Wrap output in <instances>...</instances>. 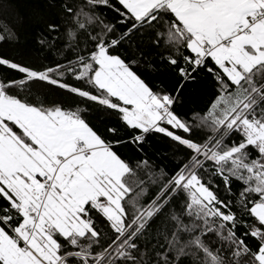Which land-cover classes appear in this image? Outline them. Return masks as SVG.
Segmentation results:
<instances>
[{"label": "snow or ice", "instance_id": "obj_1", "mask_svg": "<svg viewBox=\"0 0 264 264\" xmlns=\"http://www.w3.org/2000/svg\"><path fill=\"white\" fill-rule=\"evenodd\" d=\"M0 264H264V0H0Z\"/></svg>", "mask_w": 264, "mask_h": 264}, {"label": "trees", "instance_id": "obj_2", "mask_svg": "<svg viewBox=\"0 0 264 264\" xmlns=\"http://www.w3.org/2000/svg\"><path fill=\"white\" fill-rule=\"evenodd\" d=\"M15 6H16V10L19 11L21 14L26 15L27 14V0H13ZM34 26L28 24L27 22L24 23L22 26H20V35H21V39H27L30 37L31 35V30ZM4 51H6L8 54H12L10 49H3ZM202 101L199 99H194L193 100V104H199Z\"/></svg>", "mask_w": 264, "mask_h": 264}]
</instances>
